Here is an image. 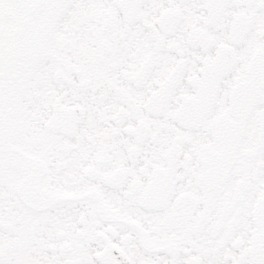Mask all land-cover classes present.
<instances>
[{"label":"snow or ice","instance_id":"obj_1","mask_svg":"<svg viewBox=\"0 0 264 264\" xmlns=\"http://www.w3.org/2000/svg\"><path fill=\"white\" fill-rule=\"evenodd\" d=\"M0 264H264V0H0Z\"/></svg>","mask_w":264,"mask_h":264}]
</instances>
